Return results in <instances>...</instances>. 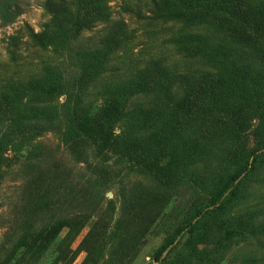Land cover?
<instances>
[{
    "label": "rangeland",
    "instance_id": "1",
    "mask_svg": "<svg viewBox=\"0 0 264 264\" xmlns=\"http://www.w3.org/2000/svg\"><path fill=\"white\" fill-rule=\"evenodd\" d=\"M15 1L19 16L0 21V264H264V162L245 177L234 158L264 154V28L242 43L209 19L154 18L213 0ZM248 2L264 20V0ZM190 31L209 46L185 50ZM151 59L194 73L193 84L161 88ZM206 72L218 91L198 84ZM141 74L140 93L109 112L110 92ZM194 94L200 109L183 102ZM30 95L43 110L26 134L7 116ZM141 102L157 108L149 120ZM78 104L106 108L109 135L84 133ZM107 200L102 232L91 218L66 242L34 245L30 230Z\"/></svg>",
    "mask_w": 264,
    "mask_h": 264
},
{
    "label": "trees",
    "instance_id": "2",
    "mask_svg": "<svg viewBox=\"0 0 264 264\" xmlns=\"http://www.w3.org/2000/svg\"><path fill=\"white\" fill-rule=\"evenodd\" d=\"M186 1V7L192 8V3L190 0ZM196 3L199 0H195ZM155 4V3H154ZM165 6V5H163ZM166 7V6H165ZM164 7V8H165ZM197 7L200 9V13H193V11H189L188 13H184L185 15H173L172 11L169 9H158L157 12H160L159 16H155L154 18H169L171 16L180 17L184 21L192 24L195 19L197 20H206L209 19L213 21L218 26H221L224 31L230 36L232 39L242 42L248 43L251 42V34L256 32H261L264 28V20L258 12H255L253 8L249 5L248 0H213V7L209 9L208 5L201 1L197 4ZM163 8V7H162ZM206 9L208 11H206ZM19 9L17 3H11V0H0V21L4 24H10L19 16ZM102 18L108 20L110 18L109 15H103ZM119 25L121 27H125L123 21H119ZM192 26V25H191ZM208 35L203 33H198L195 31H190L186 33L187 43L189 44L187 47H191L194 42V49H185L191 52H200L198 46L207 48L209 46L208 43ZM226 47L218 46L216 49L220 52H224ZM226 57V54L222 55ZM151 67L153 68L154 81L157 84L161 85L163 89H169L170 86L175 84H183L186 87H189L193 84L192 80L194 76L189 72L177 71L175 69H171L169 66L164 65L161 61L151 59ZM213 73H204L202 75V79L198 82L203 88H208L211 90L218 91L220 88L217 81L214 80ZM144 83L143 74L138 77H134L132 80L127 81L124 85L119 87V89L112 93L110 92V96L113 97L108 103L109 112H114L118 109L127 99L128 96L139 94L140 86ZM216 100H220L219 96L214 95ZM27 104L24 110L19 114H11L8 115V120L11 124L18 126L19 130L24 131L26 134L38 132L41 129V124L39 123V115L43 110L40 103L41 97L38 95H30L28 97ZM120 99V101H118ZM183 102L187 108H199L197 104V98L195 94L190 97L186 96L183 98ZM142 116L149 120V118L157 111L156 107L146 106L143 102L140 103L138 107ZM106 108L101 107H87L78 104L77 113H74V117L77 120H83L80 123L81 129L84 133L88 135H92L95 133L96 136H104L109 135L108 131L105 132V128L102 125V113ZM226 116L231 119H239L242 116V110L239 109L236 105L227 103L226 109L223 111ZM80 114V116H79ZM95 119L94 123L92 121ZM264 129V128H262ZM234 158L239 161L241 173L246 174L245 177L253 174L254 164L257 163L258 159L264 162V154H256L254 158V162L252 165L249 163V157L247 152L235 154ZM251 167V169H250ZM239 184V183H238ZM237 188V185H234V189ZM234 190H232L233 193ZM235 195V193H234ZM112 202L107 200L106 208L102 211V207H97L92 211H81L79 213L74 212L73 214H65V216H58L59 218L54 219L51 223L47 225H42L37 229L30 230L34 234V245H39L38 247H45L51 242L59 241L62 243L69 240L72 236H76L82 230L86 222L91 219H96V224L94 226L93 231L102 232V222L105 219H109L112 216V209L110 205ZM23 208H21L20 214L22 215ZM56 214V210L54 211ZM69 229V232L63 234L64 231ZM12 230L15 229L12 227ZM92 231V232H93ZM91 233V232H90Z\"/></svg>",
    "mask_w": 264,
    "mask_h": 264
}]
</instances>
